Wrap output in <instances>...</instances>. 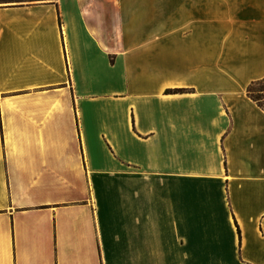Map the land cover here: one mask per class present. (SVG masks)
I'll return each mask as SVG.
<instances>
[{"label": "crops", "instance_id": "crops-1", "mask_svg": "<svg viewBox=\"0 0 264 264\" xmlns=\"http://www.w3.org/2000/svg\"><path fill=\"white\" fill-rule=\"evenodd\" d=\"M263 78L264 0H0V264H264Z\"/></svg>", "mask_w": 264, "mask_h": 264}, {"label": "trees", "instance_id": "trees-1", "mask_svg": "<svg viewBox=\"0 0 264 264\" xmlns=\"http://www.w3.org/2000/svg\"><path fill=\"white\" fill-rule=\"evenodd\" d=\"M183 89L166 90V93H181ZM246 95L254 101L258 107L264 110V78L252 82L246 89Z\"/></svg>", "mask_w": 264, "mask_h": 264}]
</instances>
